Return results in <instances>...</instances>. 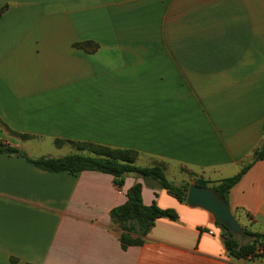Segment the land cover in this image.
<instances>
[{"label":"crops","instance_id":"crops-1","mask_svg":"<svg viewBox=\"0 0 264 264\" xmlns=\"http://www.w3.org/2000/svg\"><path fill=\"white\" fill-rule=\"evenodd\" d=\"M263 139L264 0H0V141L30 158L131 149L177 185L249 166L228 202L264 233ZM137 183L178 217L123 249L111 211ZM217 220L137 173L0 153V264H264L231 256Z\"/></svg>","mask_w":264,"mask_h":264},{"label":"trees","instance_id":"trees-1","mask_svg":"<svg viewBox=\"0 0 264 264\" xmlns=\"http://www.w3.org/2000/svg\"><path fill=\"white\" fill-rule=\"evenodd\" d=\"M77 149L87 154H70L63 157L30 158L20 149L0 141V153L17 154L24 157L42 169L51 172H69L75 175L84 170H96L104 173L121 176L125 173H137L144 178L157 181L161 187L168 190L180 202H186L189 183L177 185L171 182L165 175L164 166L159 164L153 167H140L136 165L137 152L131 149H113L105 146L77 145ZM255 160H264V139L261 146L255 150ZM249 166L245 167L234 177L219 181L197 179L195 184L215 189L228 201L231 188L237 184ZM142 185L137 183L128 191V200L111 211V219L114 224L123 231L121 236L122 248L141 245L158 218L168 217L176 219L177 213L173 209H162L156 202L145 206L142 200ZM218 224L224 230V243L231 256L237 259L261 257L264 254V233L254 232L244 228V234L235 235L219 220ZM136 235V237L134 236ZM245 241L246 239H248Z\"/></svg>","mask_w":264,"mask_h":264},{"label":"water","instance_id":"water-1","mask_svg":"<svg viewBox=\"0 0 264 264\" xmlns=\"http://www.w3.org/2000/svg\"><path fill=\"white\" fill-rule=\"evenodd\" d=\"M186 203L212 213L235 235H243L244 230L235 218L229 202L211 187L191 184L188 188Z\"/></svg>","mask_w":264,"mask_h":264},{"label":"rangeland","instance_id":"rangeland-1","mask_svg":"<svg viewBox=\"0 0 264 264\" xmlns=\"http://www.w3.org/2000/svg\"><path fill=\"white\" fill-rule=\"evenodd\" d=\"M247 240H249V238H248V239H246L245 241H247Z\"/></svg>","mask_w":264,"mask_h":264}]
</instances>
